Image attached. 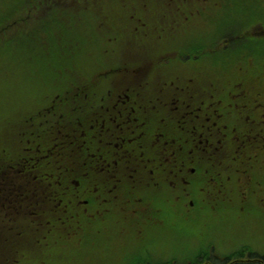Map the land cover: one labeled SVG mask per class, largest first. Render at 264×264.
<instances>
[{
	"label": "flooded vegetation",
	"instance_id": "1",
	"mask_svg": "<svg viewBox=\"0 0 264 264\" xmlns=\"http://www.w3.org/2000/svg\"><path fill=\"white\" fill-rule=\"evenodd\" d=\"M243 111L250 113L248 120L252 116L256 123L264 122L263 101ZM66 119L56 125L52 145L58 147L57 162L62 156L65 162L38 170L34 173L40 178L37 183L29 170L24 173L19 167L23 175L19 192L0 187L10 213L0 223V241L7 243L11 236L21 234L19 218L33 235L59 234L111 214L136 215L140 207L133 202L141 203L142 209L148 207L160 219L169 215L182 220L188 207L196 208L195 200L202 199L203 193L224 190L218 181L230 172L234 160L254 167L259 152L251 155L249 143L264 140V132L258 136H251L250 129L244 132L243 116L229 127L210 120L201 107L182 101V95L148 100L138 89V80L127 81L119 94L97 105L73 108ZM260 151L264 152V142ZM239 190L245 197L249 194L241 186ZM146 193L149 204L142 203ZM240 248L241 253H234L237 257H213L229 260L228 264H264V239L246 241ZM239 257L240 261L233 262Z\"/></svg>",
	"mask_w": 264,
	"mask_h": 264
},
{
	"label": "rangeland",
	"instance_id": "2",
	"mask_svg": "<svg viewBox=\"0 0 264 264\" xmlns=\"http://www.w3.org/2000/svg\"><path fill=\"white\" fill-rule=\"evenodd\" d=\"M66 1L61 0L60 4L54 6L53 9H45V12L41 11L40 13L39 10H35L37 7H31L23 11L20 10L17 15V6L23 0H0V111L3 112L0 116L9 114L13 121V127L8 133H0V143L10 149L12 148L7 143L13 141L18 132L14 126H20L26 122L25 118L29 114H34V112L29 113L24 110V108L29 111L33 110V107L25 106L23 108L24 100L43 95L36 97V102L49 101L51 99L49 96H58L67 91L63 89L56 93L51 86L41 88V91L32 90L29 84H48L62 78L70 81L71 84V75L77 74L79 78H83L86 75L83 69L88 68L91 64H98V61L94 60L95 58L101 59V63L96 67L104 72L117 63L114 61H117L121 53H127L132 49L131 35L117 30L112 25L109 30L110 38L113 41L117 38V41L107 43V45L102 44L110 50L109 53H112L109 55V59L103 53L106 52L104 48L87 46L93 44L98 38H105L96 29L94 19H89L86 23L88 13L79 17L71 13L67 16V12L64 10L68 7ZM92 1L96 5L104 1L106 12L109 13L107 21L110 24L115 22V10L118 7L116 0ZM239 1L229 0L227 2L222 13L224 18L217 15L213 19L203 18L201 14H198L190 32L193 34L200 32L198 36L206 37L218 31L230 38L231 31L237 28L235 17L238 20H249V24H253V21L259 19L260 23L264 22V0L263 2L255 0L256 2L251 4L239 3ZM229 5H234V7ZM255 5L257 8L254 7ZM57 9L58 14H54ZM213 9L218 11L216 7ZM17 20H20L21 24ZM183 25L185 26V20ZM259 28L260 26H247L238 35L232 36L233 40L229 41L228 39L223 45L216 42L210 47V55L203 54L206 69L223 67L226 56L236 46L240 44L247 46L252 40H263L264 36L255 39L262 32ZM180 32L181 29L177 31V35ZM179 38L182 39L178 43L179 46L181 44L192 45L193 41L205 45L210 41L209 38H195L190 35H180ZM177 39L175 36L170 40L175 43ZM119 49L121 50L115 53ZM191 58L192 55H190L189 46H187L183 56L186 61L185 67L193 68L195 66L196 63L191 61ZM251 62V59L247 60L246 65L249 66L248 64ZM76 64L78 69H74ZM114 73L117 74L118 71ZM206 73L212 78L219 77L218 72L208 71ZM215 73L216 75H214ZM195 74L199 75V71H195ZM253 75L254 71H249L245 76L253 77ZM21 83L25 84L18 85ZM6 100L12 102L9 112L5 109L6 106H10ZM252 164L254 167L251 168L245 160H234L230 172L223 174V180L218 181L224 190L222 192L217 190L211 194L203 193L202 199H196V208L188 207V211L184 213L185 216H182V228L175 227L161 231L162 225H155L157 230L151 235V238L158 247H153L151 253L143 247V243L148 241L147 238L142 239L144 242H127V244L120 235H114L108 239L100 238L97 242L91 243H81L77 238H74L59 246V249L54 252L57 256L67 259L52 261L45 252L43 255L46 259L45 264H218L219 260L215 257L212 258V255L204 250H210L212 253H223L225 250L230 252L232 250H227V247H236L233 249L234 251L247 238H252L251 241H260L264 236V192L262 191L264 188V152L260 151L256 162ZM249 173H251V177L248 175ZM240 186L245 187L247 191V186H250L249 191L252 193L250 199L245 198L239 190ZM236 189L239 193L236 192L234 196L227 195L228 191L232 190L233 192ZM252 189L255 191L258 189V194L253 195L255 191H251ZM240 205L246 206V209L242 210L239 208ZM150 214H152L151 211ZM124 216L127 217L126 214L122 215V217ZM250 218L253 221L248 224ZM138 221L149 223L150 218L148 214H145L144 217L140 215ZM164 224L170 226L168 220H164ZM239 238L243 239L239 240ZM240 251L242 250L238 248V253ZM143 252L148 256L143 255ZM140 253L142 255L138 256L137 254ZM133 254L136 256L129 257ZM241 259L242 257L236 258L233 262ZM228 263L229 260L221 264ZM34 264L42 263L37 261Z\"/></svg>",
	"mask_w": 264,
	"mask_h": 264
}]
</instances>
